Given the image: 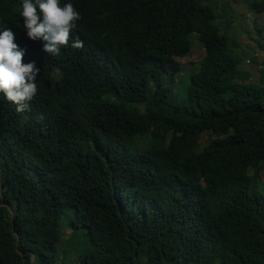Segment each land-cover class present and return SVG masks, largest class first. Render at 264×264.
<instances>
[{
    "label": "trees",
    "instance_id": "16d2710c",
    "mask_svg": "<svg viewBox=\"0 0 264 264\" xmlns=\"http://www.w3.org/2000/svg\"><path fill=\"white\" fill-rule=\"evenodd\" d=\"M207 1L71 0L79 27L111 56L109 73L90 71L88 82H75L81 72L71 67L66 87L91 118L88 130L73 131L77 122L64 120L75 110L50 87L58 91L50 84L54 65L37 63L51 125L63 126L68 144L82 145L68 155L40 103L3 112L0 99V264H264V86L239 79L238 43L222 33ZM1 5L10 10L0 25L20 28L14 0ZM247 5L253 20L244 35L253 39L264 0ZM192 35L205 53L184 75L175 57L187 55ZM36 44L23 42L27 57L42 52ZM178 86L184 105L171 101ZM102 99L119 106L100 108ZM202 131L215 136L204 146ZM179 156L191 167L164 187L168 158ZM196 179L206 181L209 222L185 223L172 209L137 202L146 189L162 197Z\"/></svg>",
    "mask_w": 264,
    "mask_h": 264
},
{
    "label": "clouds",
    "instance_id": "9594fccd",
    "mask_svg": "<svg viewBox=\"0 0 264 264\" xmlns=\"http://www.w3.org/2000/svg\"><path fill=\"white\" fill-rule=\"evenodd\" d=\"M14 2L20 18V28L0 25V99L2 100L3 112L9 111V109L20 112L28 107L31 109L33 105L40 103L44 109L43 122L52 131L53 136L55 133H60L58 136L62 137L55 139V141L59 144L64 143L65 155L76 150H82V145H70L64 140L66 133H63L65 132V129H62L63 126L58 128L51 125V121L55 119V114L45 95L38 92L40 87L36 83L39 76L37 63L40 61L43 63L46 58L51 61L52 66L54 65L53 73L50 74L52 78L50 84L58 88L59 92L52 86H48L57 95L60 94L69 107L75 110V114L66 117L64 121L67 124L77 122L73 131H85L91 124V118H84L85 116L77 111V103L71 99H75V97L66 87L67 76H70L72 66L81 72L80 76L71 78L75 82H88L90 71L96 75L105 76L109 71L103 67L109 66L111 56L103 51L99 42L86 35L79 27L80 14L74 8L71 0H65V2L63 0H14ZM8 10H10L9 6L1 5L0 18L2 14L8 13ZM259 15H261L260 18L264 16V9L256 17ZM257 25L258 23L255 25V36L252 37L253 45L251 46L253 48L257 46L258 37H262L261 33H264V21L261 27ZM26 39L37 43L33 48L39 47L46 54L41 55V52L36 53L37 56L27 57L22 46ZM204 53L203 51V55ZM90 54L93 55L89 56ZM248 65L251 67L250 74L247 76L248 82H258L264 86V51L253 55ZM173 89L177 91L179 86ZM183 92L185 95V89ZM184 100L185 103H180L171 97V101L181 105L186 104V96ZM100 103L98 107L106 110H114L119 106L117 99H102ZM170 135L171 132H168L167 141L170 140ZM44 150L48 151L49 148H44ZM168 159L171 165L163 169L161 173L164 177V187L173 180H183L180 173L191 167L188 163L189 160L182 156ZM184 180L191 182L189 178ZM138 184L139 182L134 184V188ZM205 185L204 179H196V183H193L191 188L178 189V183L174 185V192L164 190L165 196L162 197L150 194L149 189H146L144 195L139 197L137 202L147 204L162 213L165 212V209H172L175 217H179L185 223L191 221L197 224L202 220L208 221L202 212V209L206 208L201 194V189ZM164 199L167 200L168 205ZM156 206L158 208H155ZM9 209L12 212L11 207ZM219 223L222 225V222L219 221ZM220 242L224 246L229 244L225 237V231L220 234Z\"/></svg>",
    "mask_w": 264,
    "mask_h": 264
},
{
    "label": "rangeland",
    "instance_id": "374dc122",
    "mask_svg": "<svg viewBox=\"0 0 264 264\" xmlns=\"http://www.w3.org/2000/svg\"><path fill=\"white\" fill-rule=\"evenodd\" d=\"M250 0H208L207 3L211 5L216 13V24L220 26L222 33L226 35L229 41L232 40L238 43V49H234V53L239 57V65L238 68L240 70L239 79H244L246 75L248 76L251 71L250 65L245 63V59L250 60L251 57L258 52L264 51V39L262 37H258L259 40L257 42V46L253 48V41L248 36L244 35L245 30H249L252 26L253 14L249 10L248 5ZM261 15L254 18V21L258 23L257 26L261 27L262 22L264 21V16L260 18ZM252 37L255 36V31L252 29ZM261 36H264V33H261ZM192 47L187 53V55L183 57H175L181 63L182 70L181 72L184 75H188V72L191 74L198 65V60L203 56V51L199 49L200 47H195L197 43V39L195 35H192ZM229 42L228 48H232L231 45L233 43ZM191 52V53H190ZM190 54V55H189ZM194 61V62H191ZM188 69V70H187ZM244 75V76H243ZM178 81H181L178 78ZM248 82V80H247ZM174 85L176 80L173 82ZM184 88L179 86L176 94L172 93V99L185 103V95L183 92ZM147 137H150L147 135ZM215 138L213 134L210 132H201L198 138V142L204 146L211 139ZM145 142V141H144ZM146 144H144L145 146ZM259 179L264 180V170L259 174ZM12 213V212H11ZM70 230L68 228L64 229V233L62 236V242L67 238Z\"/></svg>",
    "mask_w": 264,
    "mask_h": 264
},
{
    "label": "bare ground",
    "instance_id": "6f19581e",
    "mask_svg": "<svg viewBox=\"0 0 264 264\" xmlns=\"http://www.w3.org/2000/svg\"><path fill=\"white\" fill-rule=\"evenodd\" d=\"M262 39H263V36H262ZM200 49V48H199ZM91 55H93V54H91ZM248 60V59H247ZM100 66H103V65H100ZM177 81H178V79H177Z\"/></svg>",
    "mask_w": 264,
    "mask_h": 264
}]
</instances>
